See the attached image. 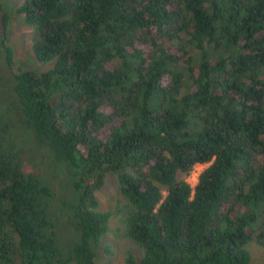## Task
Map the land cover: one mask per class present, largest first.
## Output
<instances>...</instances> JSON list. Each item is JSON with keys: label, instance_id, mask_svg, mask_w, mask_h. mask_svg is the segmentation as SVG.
<instances>
[{"label": "trees", "instance_id": "trees-1", "mask_svg": "<svg viewBox=\"0 0 264 264\" xmlns=\"http://www.w3.org/2000/svg\"><path fill=\"white\" fill-rule=\"evenodd\" d=\"M15 11L32 55L51 64L23 69L1 44L15 117L0 121V264H93L108 176L141 249L123 264H247L249 244L264 250V0H22ZM14 123L47 150L51 174L8 142ZM63 221L73 236L61 247Z\"/></svg>", "mask_w": 264, "mask_h": 264}, {"label": "rangeland", "instance_id": "rangeland-1", "mask_svg": "<svg viewBox=\"0 0 264 264\" xmlns=\"http://www.w3.org/2000/svg\"><path fill=\"white\" fill-rule=\"evenodd\" d=\"M22 0H0V121L12 120L15 113L5 104L7 90L4 87L8 84L10 77L15 71V65L23 69L44 70L50 66V62L37 60L31 52L30 44L32 39V29L23 24L22 16L15 11ZM2 43L10 46L14 66L7 65L3 56ZM7 101V98H6ZM8 132V138L15 146L24 147L28 151V166L36 170L37 174H51L50 163L47 162L48 152L44 147L36 148L31 143L29 130L21 125L14 123ZM10 145L9 143H7ZM206 166V163L195 164L186 176V181L193 186L198 172ZM59 193L62 198H68L69 187L61 183ZM95 196L98 201V209L109 212L107 231L101 236L99 245L95 247L96 257L93 264H123L125 254L129 251L134 255H139L141 249L126 234L123 227V217L130 207L126 200L120 196L116 189L112 177L108 176ZM62 201H66L62 199ZM57 216L58 214L55 213ZM57 236L59 244L64 247V242L72 239L73 232L69 225L63 221L58 224ZM249 262L247 264H264V250L255 245L247 246Z\"/></svg>", "mask_w": 264, "mask_h": 264}]
</instances>
